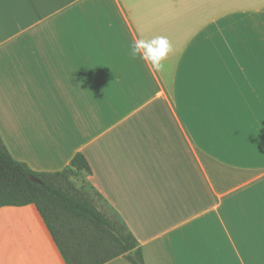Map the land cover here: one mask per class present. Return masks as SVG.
<instances>
[{"label":"crops","instance_id":"obj_1","mask_svg":"<svg viewBox=\"0 0 264 264\" xmlns=\"http://www.w3.org/2000/svg\"><path fill=\"white\" fill-rule=\"evenodd\" d=\"M158 36L163 71L129 54ZM0 140L80 153L143 264H264V0H0ZM0 264H65L34 205L0 207Z\"/></svg>","mask_w":264,"mask_h":264},{"label":"trees","instance_id":"obj_2","mask_svg":"<svg viewBox=\"0 0 264 264\" xmlns=\"http://www.w3.org/2000/svg\"><path fill=\"white\" fill-rule=\"evenodd\" d=\"M89 170L85 158L77 153L61 171H34L14 159L0 140V207L34 205L65 264H102L119 255L132 264H143L141 249L122 221L125 232L104 216L90 198L61 185V179L66 181L79 171ZM84 224L90 232L82 229ZM99 230L108 233L114 252L106 251L96 237Z\"/></svg>","mask_w":264,"mask_h":264},{"label":"rangeland","instance_id":"obj_3","mask_svg":"<svg viewBox=\"0 0 264 264\" xmlns=\"http://www.w3.org/2000/svg\"><path fill=\"white\" fill-rule=\"evenodd\" d=\"M61 185L73 192L80 193L83 196L90 198L92 200L93 205L100 212H102L104 216H106L116 227H118L120 230L125 232L121 220L112 211V209L100 197H98L94 193L92 188L89 186L88 182H86V179L83 175L81 174L71 175L68 177L66 181L61 179ZM82 229H85L87 232H90V229L86 228V224L82 226ZM89 237L91 236H88L87 238ZM96 237L101 239V242L106 251L108 250L111 253L116 250L112 246V239L110 238L108 233L105 232L104 230H99V233L96 235Z\"/></svg>","mask_w":264,"mask_h":264},{"label":"clouds","instance_id":"obj_4","mask_svg":"<svg viewBox=\"0 0 264 264\" xmlns=\"http://www.w3.org/2000/svg\"><path fill=\"white\" fill-rule=\"evenodd\" d=\"M130 55L132 57L140 56L142 59L152 64L157 71H163L165 68L164 60L172 51L170 42L166 37L158 36L151 40H137L130 45Z\"/></svg>","mask_w":264,"mask_h":264}]
</instances>
